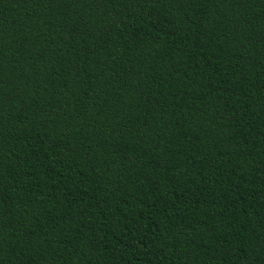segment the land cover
<instances>
[{
  "label": "trees",
  "instance_id": "obj_1",
  "mask_svg": "<svg viewBox=\"0 0 264 264\" xmlns=\"http://www.w3.org/2000/svg\"><path fill=\"white\" fill-rule=\"evenodd\" d=\"M0 264H264V0H0Z\"/></svg>",
  "mask_w": 264,
  "mask_h": 264
}]
</instances>
